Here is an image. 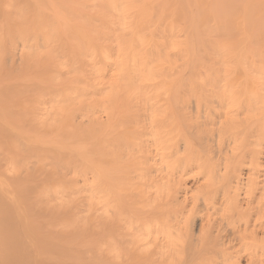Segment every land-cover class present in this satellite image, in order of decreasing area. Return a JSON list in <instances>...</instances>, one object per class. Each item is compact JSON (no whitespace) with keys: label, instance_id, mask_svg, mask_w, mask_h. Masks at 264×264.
Returning a JSON list of instances; mask_svg holds the SVG:
<instances>
[{"label":"bare ground","instance_id":"bare-ground-1","mask_svg":"<svg viewBox=\"0 0 264 264\" xmlns=\"http://www.w3.org/2000/svg\"><path fill=\"white\" fill-rule=\"evenodd\" d=\"M0 264H264V0H0Z\"/></svg>","mask_w":264,"mask_h":264},{"label":"rangeland","instance_id":"rangeland-1","mask_svg":"<svg viewBox=\"0 0 264 264\" xmlns=\"http://www.w3.org/2000/svg\"><path fill=\"white\" fill-rule=\"evenodd\" d=\"M143 110H140L138 113V116L140 115L142 118H144V112L142 113ZM146 115V114H145ZM248 193V192H247ZM225 215L228 216L230 223L234 224L235 226L239 228H243V226L248 223H253L254 217H249V221L247 220V215H244L242 212L238 210H233V209H226L224 211ZM199 227V221L197 220V228ZM196 228V230H197ZM197 233V231H196Z\"/></svg>","mask_w":264,"mask_h":264}]
</instances>
